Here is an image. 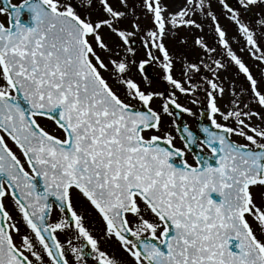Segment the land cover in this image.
Returning a JSON list of instances; mask_svg holds the SVG:
<instances>
[{"label": "snow or ice", "instance_id": "obj_1", "mask_svg": "<svg viewBox=\"0 0 264 264\" xmlns=\"http://www.w3.org/2000/svg\"><path fill=\"white\" fill-rule=\"evenodd\" d=\"M0 264H264V0H0Z\"/></svg>", "mask_w": 264, "mask_h": 264}]
</instances>
